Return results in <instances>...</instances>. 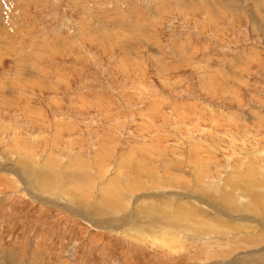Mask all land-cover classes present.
<instances>
[{
  "label": "rangeland",
  "instance_id": "obj_1",
  "mask_svg": "<svg viewBox=\"0 0 264 264\" xmlns=\"http://www.w3.org/2000/svg\"><path fill=\"white\" fill-rule=\"evenodd\" d=\"M0 264H264V0H0Z\"/></svg>",
  "mask_w": 264,
  "mask_h": 264
}]
</instances>
